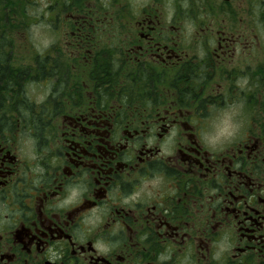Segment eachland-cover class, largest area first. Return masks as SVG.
I'll use <instances>...</instances> for the list:
<instances>
[{
    "label": "flooded vegetation",
    "instance_id": "obj_1",
    "mask_svg": "<svg viewBox=\"0 0 264 264\" xmlns=\"http://www.w3.org/2000/svg\"><path fill=\"white\" fill-rule=\"evenodd\" d=\"M83 1L41 15L72 49L0 51V264H264V0Z\"/></svg>",
    "mask_w": 264,
    "mask_h": 264
},
{
    "label": "rangeland",
    "instance_id": "obj_2",
    "mask_svg": "<svg viewBox=\"0 0 264 264\" xmlns=\"http://www.w3.org/2000/svg\"><path fill=\"white\" fill-rule=\"evenodd\" d=\"M11 0H2L0 3V14H6L9 12L8 19L13 23V28L8 32L10 42L3 43V35L0 36V51L7 49L11 50V60H17L18 63H22L25 66L28 62H34V57L43 54L50 49H72L73 36L66 26L63 24V19L66 14H62L60 20H52L50 22V28L45 26V21L41 18L43 9L45 8L46 0H18L16 10H13L7 2ZM54 0H50L52 2ZM61 1V0H60ZM67 3L66 11L73 12V5ZM94 2L93 0H85L83 3ZM70 2V1H69ZM23 3V5H22ZM128 5V10L135 9L136 7H146V10H153L154 13H161L169 19L170 15L176 13L177 16L183 14L197 13L195 10H187V2L182 0H114L113 6L108 8V11L115 13H122V5ZM52 5H54L52 3ZM156 9H158L156 11ZM58 11V6L53 10ZM169 16V17H167ZM120 28H118L119 30ZM121 30V29H120ZM122 31V30H121ZM118 32V31H117ZM98 39H104L105 33L97 34ZM121 37V33H120ZM183 40V38L181 39ZM117 46V43H115ZM190 46V45H189ZM198 49V48H196ZM30 89V87H29Z\"/></svg>",
    "mask_w": 264,
    "mask_h": 264
},
{
    "label": "clouds",
    "instance_id": "obj_3",
    "mask_svg": "<svg viewBox=\"0 0 264 264\" xmlns=\"http://www.w3.org/2000/svg\"><path fill=\"white\" fill-rule=\"evenodd\" d=\"M239 114L238 107H231L229 109H223L215 113L212 120L207 121L214 125L215 135L209 137V139L215 143L221 137H228L233 134L238 125L233 123V118Z\"/></svg>",
    "mask_w": 264,
    "mask_h": 264
}]
</instances>
